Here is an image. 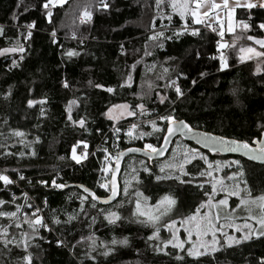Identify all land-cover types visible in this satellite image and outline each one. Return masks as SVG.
I'll return each instance as SVG.
<instances>
[{"label":"trees","instance_id":"1","mask_svg":"<svg viewBox=\"0 0 264 264\" xmlns=\"http://www.w3.org/2000/svg\"><path fill=\"white\" fill-rule=\"evenodd\" d=\"M44 2L0 0V26L4 29L0 49L24 48L22 53L0 56V172L14 181L6 189L0 182V199L11 201L15 195L16 203L23 205L22 193H27L33 208L42 209L40 215L51 230L41 228L39 236L29 240L27 251L23 245L9 244L5 248L0 242V264H26L24 257L29 254L31 264H260L264 259V237H253L198 259L175 250H167L169 254L165 255L153 248L157 244L162 247L160 241L148 240L153 228L130 215L137 191L153 202L164 194L176 199L179 212L169 214L164 223L192 214L207 199L204 193L211 191L210 181L206 183L208 178L199 175L206 169L201 161L191 166L194 167L190 168L193 176L184 179L191 183L181 184L175 179L156 180V175H163L158 169L162 161L155 162L152 167L145 159L131 158L129 166L124 165L130 194L121 193L119 201L112 206L95 203V208L90 207L89 198L83 202V212L80 211V197L86 195L66 187L84 185L101 199L107 198L108 190L99 186L106 181L105 164L129 147H143V142L126 136L130 128L127 123L145 122L173 109L177 119L185 120L195 129L250 142L261 138L264 132V60L241 62L237 51L240 43L218 51L215 47L217 36L203 25L198 36L190 33L174 36L167 32L161 42L163 47H150L149 34L165 27L157 16L158 10L169 12L167 4L158 7L156 0H105L109 5L107 9L100 6L99 0H67L63 6H49L53 12L51 22ZM85 9L92 13V18L81 23ZM237 19L250 25L248 36L264 39V31L259 28L264 23V8H240ZM173 21L174 27H182L183 21L178 16H174ZM33 22L32 35L25 39L29 31L27 25ZM54 30L55 37L52 36ZM233 37L225 32L227 42ZM69 50L78 55L67 56ZM221 52L228 65L223 69L219 59ZM45 57L47 66L41 73L40 62ZM13 60L18 66L12 65ZM130 74L131 81L126 85ZM172 81L180 87L182 96H177ZM108 88L113 91H107ZM160 97L165 98L164 103H160ZM29 100L35 103L29 106ZM71 101L75 103L70 105ZM140 103L150 115H140L137 109L135 117L120 127L106 117L113 105L127 104L134 108ZM69 108L73 123L68 119ZM81 119L85 121L83 127L78 123ZM158 124L163 125L161 121ZM143 127L144 131H151L149 126ZM117 128L121 129L119 133L115 131ZM15 131L23 132L24 136H16ZM145 141L159 147L162 134L154 133L145 137ZM73 146L79 152L77 155L86 153L80 163L72 159ZM33 151L35 156L30 155ZM199 151L212 161L239 160L244 171L240 181H247L253 196L264 193L263 165ZM145 167L150 170L149 174L144 171ZM233 170L239 171L236 165ZM20 175L25 179L20 180ZM53 179L67 186L53 188ZM41 180L48 183L41 184ZM121 186L124 189L122 183ZM123 201L118 209L120 220L109 224L99 210L107 213ZM5 207L14 210V205ZM32 210L23 209L29 214ZM77 213L78 219L71 224L51 222L53 215L63 221L67 215ZM0 223L8 221L0 218ZM22 230L30 231L26 225L23 229L13 227L8 239L16 236L19 240ZM89 235L97 237L98 244L102 242L114 251L104 257L100 255L106 250L104 247L90 251L87 239L77 243ZM124 237L128 238L127 246L111 244L113 238L121 240ZM57 240L64 243L58 245ZM89 252L96 257L95 261L87 258Z\"/></svg>","mask_w":264,"mask_h":264},{"label":"snow or ice","instance_id":"2","mask_svg":"<svg viewBox=\"0 0 264 264\" xmlns=\"http://www.w3.org/2000/svg\"><path fill=\"white\" fill-rule=\"evenodd\" d=\"M66 2V0H45L43 7L48 10L47 11V17L49 18V22H51V17L53 15V12L50 10L49 6L56 7L57 5L63 6V4ZM165 0H156V5L159 7L160 5L164 4ZM99 4L104 9H107L109 5L105 2V0H99ZM168 6L171 7L172 11L176 14H178L180 20L184 21V24L182 28L174 32V35L179 36L183 33H188L190 30V34L192 36H198L200 35V29L198 27H190L188 24V20H191L192 25H203L206 28L211 29L212 32H217V28L213 27V22L217 23L219 25V31L218 35L220 37H223L224 35V28H223V20L221 19L219 12L216 10L219 9L221 11H226L227 14V22H228V32H233L235 30V25L233 22V14L235 12L236 7H244V8H254L257 5L251 2H247L245 4H240L239 0H236V3L230 7L229 0H221V3H217L216 0H168ZM261 8H264V2H261L259 5ZM92 13L85 9V11L81 15V23H84L86 20H91ZM169 21L172 20V15L169 14L168 17ZM13 19H16L14 16ZM239 24L242 26L243 29H249L250 25L245 23L244 21H239ZM35 27V23L27 25V28L29 29L27 33V39L32 35L30 29ZM260 29H264V23H261L259 25ZM4 34L3 26H0V36ZM56 32L55 30L52 32V36L55 37ZM73 37H75V33H73ZM164 37V33H156L150 39L157 40L158 38ZM248 40H254L255 38L252 36L246 37ZM165 39H172V37H165ZM55 42V41H53ZM236 41L233 40L232 47L235 46ZM255 43L258 44L261 48H264V39H255ZM218 44V51L219 49L227 48L229 47L228 44L220 43L217 41ZM159 47H163V44L160 43L158 45ZM24 51V48L21 47H5L0 49V56L6 54V53H15L20 52L22 53ZM239 52L241 55L239 56L240 61H244L245 59H252L253 56L255 57H264V51H257L254 47H241L239 49ZM67 56L71 57L73 55H78L74 50H69L66 53ZM215 58V57H214ZM20 59H23V56L20 57ZM220 59V66L221 69L226 68L227 61L224 53H220L219 56ZM13 66H18L17 61H12ZM133 68L135 65L132 66ZM168 69H165V72H167ZM260 71L259 66H257V72ZM203 75V74H201ZM129 80H131V75H129ZM172 85L175 87V92L177 96H182L183 93L179 86L176 85L175 81L171 82ZM195 83V81H193ZM65 87H67V83L65 82ZM97 87H100V85H97ZM107 91L112 92V88H108ZM164 97H160V103H164ZM35 103V101L29 100L28 105L32 106ZM75 101H71V104H74ZM131 108V110H129ZM113 109H124L127 111L128 116H135L137 114L136 110L138 109L140 111V115H150L149 110L145 107L143 103L137 104L132 108V106H129L127 104H117L113 105L111 108L108 109V112L106 115L110 120H116L118 119V116L113 115ZM174 109L172 112H169L165 115H157L154 119L148 120L147 124L150 125L151 131H139L138 133L134 134V130H136L139 126L137 124H132L129 130L127 131L126 135L130 139H137V140H143L145 137H150L154 133H161L162 139L164 144H168L169 141L173 136H175L177 133H180L181 135H192L194 137L198 138V142H203L206 146H211L212 149L219 150V151H227V152H243L250 160H258L261 162H264V132H261L260 137L258 139H254L251 142L247 140H237V139H229L225 138L223 136H214L210 133H199L196 132L193 127L186 121L179 120L174 115ZM43 114V110H42ZM123 115V113H121ZM68 119L71 120V110L69 108V116ZM158 121L163 122V125L158 124ZM78 123L81 127L84 126L85 121L83 119L79 120ZM120 128H117L115 131L117 133L120 132ZM18 137H23L24 133L20 131H15L14 133ZM38 139V138H37ZM80 143V142H78ZM254 145V146H253ZM84 148H87V145H84ZM129 151H144L145 154L151 158L153 154L161 155L162 150L156 146H154L152 143H145L142 148L139 149H129ZM105 152L107 150L105 149ZM72 159L75 160L77 163H80V161L84 158H86V153L82 154L81 156H77L76 153V146H73L72 149ZM10 154V153H9ZM21 156L24 155V153H20ZM30 155L35 156L36 153L33 151L30 153ZM124 155V153H117L115 159H116V165L113 168V174L111 176L110 184L108 183H102L99 186L101 188H104L105 190L111 191V196L108 197L107 200L104 201V203H108L109 200L114 199L117 195V182H116V176L115 173L119 171V162L120 158ZM199 158L200 160L204 161V163L207 164V169L204 171H200V176H209L212 177L211 183V191L205 192L204 195L208 197L207 200L202 202L199 207L196 208L195 213H193L190 216L185 217L180 221L181 227H183L185 233L187 234L186 239L182 240L179 238L177 233L180 231L179 228L176 227L177 221L171 220L170 222L164 223L162 227L164 229H167L171 233V238L168 240H161L160 238V231H161V225L159 224V221L162 216L167 215V213L171 210V208L177 203L176 199L171 196H164L160 200L156 202L155 205L152 206L153 209H155L156 212H159V215L154 214L153 211H140L141 204L140 201L137 199L135 202L136 210L137 212H134L133 215L139 214L141 217H145V220L139 221L140 223H144L150 227L153 228L152 234L148 237V240H157L160 241V243L163 244V247H160L159 244L153 245V248L157 252H164L165 255H168L169 253L165 251V249L168 248L169 245L173 249H180L185 250V244H189L190 246L186 249V254L189 257H192L193 259H198L201 256L209 255L210 253H215L220 250V240L217 237V233L221 232L224 228L233 229L235 232L242 233L239 237L235 235H229L227 233H223L226 236L227 239V246L231 247L232 245H239L245 241H248L252 239L253 237L260 238L264 237V193H261L259 195L253 196L251 189L247 185L246 180H241L239 182H236L233 187L229 188L228 185L224 183L225 180L228 181H235L237 177H243L244 171L242 165H240V161H232V162H224L225 166L231 167L233 164L237 166L239 171L233 172L231 174H226L225 177L220 178L213 176V172H219L221 170V162L215 161V168L213 167V163H209L208 159L205 155L202 153H199L197 149H189L187 152L183 154V159L180 163H166L160 166V173L163 175H156V180H168V179H175L178 180L181 184L184 183H191V181H186L181 179L182 176H188L190 173L185 170V165L190 164L193 160H196ZM60 159H63V157H60ZM105 159H108V156L105 157ZM173 169L179 172V175L174 174H167L165 173V169ZM15 171V170H14ZM107 171V169H105ZM144 171H150L147 167L144 168ZM20 180H24L25 177L23 175L19 176ZM0 182L3 183L4 188L6 189L9 185H12L14 181L10 178L9 175L4 174L3 172H0ZM30 183V181H29ZM41 184H47V181L41 180L39 181ZM241 184H243V187H241ZM219 185V191L220 192H226L227 195L216 201L215 204H213V197L217 195ZM51 186L53 188H64L67 185L65 184H57L56 180L53 179L51 181ZM200 187H203L201 184ZM124 194L127 195L128 193V182H125V187L123 189ZM84 192L88 193L87 196L80 197L81 199V208L80 211L83 212V202L85 200H88L89 197L91 198L92 203L90 204L91 208H95L96 204L95 201L99 200L100 197H98L94 192H91L88 188H84ZM243 193V194H242ZM24 198V204H18L16 203L17 197L15 195L12 196L11 201H6L4 199H0V218H3L8 221L7 224L0 223V242L3 243L4 247L7 248L9 244H15L17 247L23 245V248L25 251H27V248L29 246V240L35 239L37 236H39L40 229L43 228L45 230L50 231L48 224L45 222V218L43 215H40L42 209L40 207L33 208V205L29 203V197L27 193H22ZM135 195L137 197L143 196V193L136 192ZM234 196L237 197L238 203L235 205L234 208H232L230 211H226L223 216H221L219 208L220 206H223L224 209H228V197ZM145 200H147V197H144ZM45 205H47V201L45 200ZM14 205V210H7L6 205ZM166 205L167 207H164L163 210H161V206ZM33 209L31 213L24 212V208ZM201 209H206L203 214L201 215ZM212 209H217V211L212 212ZM237 210H242L244 213H246V216L244 217V223L243 225L237 224L236 220L239 218L235 215ZM55 210H53L54 212ZM101 214L104 215V219L107 220L109 224H114L118 220H120V215L115 211H108L107 213H104L103 210H99ZM78 213L77 214H69L67 215L66 220H61L58 216L53 215L51 218V222L55 225L60 224H71L73 221H76L78 219ZM221 220H223V223H221ZM249 221H254L253 223H249ZM92 222L95 223V217L92 218ZM27 226V229L30 231H21L19 233L20 239L17 240L16 236H12L11 239H8L10 232L9 230L11 228L16 229H23L24 226ZM91 227V225H89ZM193 236H195V241H193ZM211 237L210 241L205 239L206 237ZM43 239V237H40ZM84 239H87L90 241L89 248L90 251H95L97 247H104L106 250L100 253V255H103L104 257H108L114 249L108 248L106 244H103L102 242L100 244L97 243L98 238L94 235H89L88 237L84 238L82 237L80 241H77V243H81ZM64 242L61 240H57V244H63ZM129 243L128 238L124 237L121 240H117L113 238L111 240L112 245H124L127 246ZM75 245H73V248ZM203 249V250H202ZM86 256L89 260L95 261L96 257L92 256L89 253H86ZM177 259H183L181 256H177ZM24 260L26 261V264H31V254L24 257ZM260 264H264V259L260 261Z\"/></svg>","mask_w":264,"mask_h":264},{"label":"rangeland","instance_id":"3","mask_svg":"<svg viewBox=\"0 0 264 264\" xmlns=\"http://www.w3.org/2000/svg\"><path fill=\"white\" fill-rule=\"evenodd\" d=\"M66 1H67V0H66ZM216 2H217V3H221V0H216ZM239 2H240V4H245V3H247V2H251V3L256 4V5H257L256 7H260V6H259L260 3H261V2H264V0H239ZM235 3H236V0H229V5H230V7L233 6ZM166 4L168 5V0H165V3L162 4V6L164 7ZM168 7H169V6H168ZM256 7H254V8H256ZM240 8L244 9V7H236L235 12H234V14H233V22H234V25H235V30H234L233 32H228V30H227V28H228V22H227V14H226V11H221V10H219V9L216 10L217 12H219L220 17H221V19L223 20L224 34H225V32H228V33H230V34H233V36H234L233 39L230 40L231 42H227V41L225 40L223 43L228 44L229 47H232V46H231V45H232V42H233V40H235L236 43H235V46H234V47H236L237 44L240 43V45H239L238 48H237V51H239V49H240L241 47H245V48H247V47H254V48L257 49V51H264V48H261L258 44L255 43V39H262V38L254 37V38H255L254 40H248V39L246 38V37L248 36L247 34L249 33V29H243L242 26L239 24V20L237 19V10L240 9ZM245 9H248V8H245ZM251 9H253V8H251ZM169 14L172 15V20H171V21H169V19L167 18ZM157 16L159 17V19H160V21H161V25H162V26H165V27H163V28H161V29H154L153 32H151V33L149 34L150 37H152V36L155 35L156 33H160V32H163L164 35H165L167 32H171V33H173V35H174V32H177V31H179V30L182 28V27H180V28H176V27L173 26V24H174L173 18H174V16H178V14L174 13V12L172 11L171 7H169V12H168V13H165V12H163V11H159V10H158V15H157ZM178 17H179V16H178ZM188 22L190 23V24L188 23V24L190 25V27H198L199 29H201V25H192L190 19L188 20ZM245 23H246V22H245ZM183 24H184V21H183ZM213 25H216V26L219 27V25H218L217 23H215V22H213ZM182 26H183V25H182ZM261 30L264 31V29H261ZM188 33H190V30H189ZM183 34H184V33H183ZM181 35H182V34H180L179 36H181ZM174 36H176V35H174ZM163 39H164V37L158 38L157 40H152V39H151V42H150V44H149L150 47H153V46H156V45L158 46V45L162 42ZM241 42H243L244 44H241ZM240 55H241V53L239 52V53H238V56H240ZM262 60H264V57H255V56H253L252 59H245L244 61H241V62H244V63H245V62H250V61L260 62V61H262ZM40 64H41V66H42L40 72H41V73H44V72H45V69H46V66H47V64H46V57L42 59V61L40 62ZM121 105H123V104H121ZM72 108H73V106H72ZM129 110H131V108H130ZM72 111H73V109H72ZM121 113H123V115H121ZM112 114L118 116V119H116V120H111V121H113V123H114L116 126L118 125L117 127H120V125H123L125 121H127V120L132 119V118L135 117V116H128V115H127V111L124 110V109H113V113H112ZM106 117H107V119H109L107 115H106ZM109 120H110V119H109ZM162 123H163V122H162ZM132 124H137V125L139 126L136 130H134V134L137 133V131L139 132V130H143V131H144V127H143V126H145V127L149 126L148 128L151 129L150 125L147 124V121H145V122H143V121H139V122H131V123H127V125H128L129 127H131ZM128 130H129V129H128ZM128 130H127V131H128ZM127 131H126V133H127ZM126 136H127V135H126ZM127 137H128V136H127ZM128 138H129V137H128ZM132 140L137 141V139H132ZM139 141L143 142V145H144L145 143H151V142H147V141H145V138H144L143 140H139ZM152 144H153V143H152ZM153 145L156 146L155 144H153ZM156 147H157V146H156ZM189 149H196V148H190V147L186 146V145H185L183 142H181L180 140H177V141L174 143V145H173V147H172V150H171L170 154L168 155V157H167L165 160L162 161V162H163L162 164H166V163H180V162L182 161V159H183V154H184L185 152H187ZM197 150L199 151V149H197ZM78 153H79V152L76 151L75 154L77 155ZM199 153H201V152L199 151ZM72 154H73V153H72ZM77 156H80V155H77ZM206 157H207L209 163H213V167H214V168H215V166H216L215 163H214L215 161H220V162H221V165H220L221 170H220L219 172H215V171H214V172H213V176L223 178V177H225L226 174H231V173H233V172H237V171L233 170L235 164H233L231 167H227V166H225V163H224V162H232L233 160L231 161V160L215 159L214 161H212V160H210V159L208 158V156H206ZM131 158H134V157H130V158L126 161V163H125L126 166H127V164L129 163V161L131 160ZM141 159H142V158H141ZM115 160H116V159L113 158V161H112V162H107V163L105 164L104 168H103V176H104V179H106L105 183L110 184L111 172H112V168H113V164H114V161H115ZM197 161H201V163L204 164V166H205L206 169H207V164L204 163V161H202V160H200L199 158H197L196 160H193L190 164L185 165V170L188 171V172L190 173V175H188V176H182L181 179L184 180L186 177L193 176L192 173L190 172V171H191L190 168H191V169H194V167H191V166H193V164H194L195 162H197ZM129 164H130V163H129ZM129 164H128V166H129ZM128 166H127V167H128ZM105 169H107V171H105ZM158 169H160V167H159ZM206 169H205V170H206ZM145 172H146V171H145ZM146 173L149 174L150 171H147ZM165 173H167V174L179 175V172H178V171L173 170V169H167V168L165 169ZM126 175H127V170H124L123 173H122V176H121V183H122V185H124V187H125V182H126V181H125ZM205 177L208 178V180L206 181V183H207L208 181H211V180H212V177H209V176H206V175H205ZM130 180L132 181L133 179H130ZM239 181H240V177H237L235 181H228V180H225L224 183H225L226 185H228L229 188H231V187L234 186V184H235L236 182H239ZM209 185L211 186V183H210V182H209ZM241 187H243L242 184H241ZM129 188H131V187H128V193H127V195L130 194ZM217 188H218V192H217V195H216L215 197H213V204H215L216 201H218L219 199L224 198V197L227 195L226 192H220V191H219V185L217 186ZM108 193H110V190H108ZM122 194L125 195V194H124V191H123V187H122ZM242 194H243V193H242ZM166 195H167V196H170V195H168V194H164V195H162L161 197H159V199L155 200L154 202H153V199H151V198H149V197H147L148 199L145 200L144 197H146V196H145L144 194H143V196L136 197V199H134V201H133V207H132V211H131V214H130V215H131L134 219H136L137 221H141V220H145V219H146L145 217H141V216H139L138 213H137V215H133L134 212H137V210H136V206H135V202H136L137 199L140 201V204H141L140 211H153L154 214L159 215V212H156L155 209L152 208V206L155 205L156 202H157L158 200H160L162 197H164V196H166ZM207 199H208V197H207ZM207 199H206V200H207ZM238 202H239V201H238L237 197H234V196H230V197H228V204H229L228 209H224L223 206H220V208H219V211H220L221 216H223V215L225 214L226 211H230L232 208H234L235 205H236ZM123 204H124V201L121 202V203H119V204H117V207H116L115 209H113L112 211H115V212L118 213V209H119ZM164 207H167V206H166V205H162V206H161V210H163ZM174 208H175V210H174ZM205 210H206V209H201V215L203 214V212H204ZM215 211H217V209H212V212H215ZM178 212H179V208H178V206H177V205H176V206L174 205V206L171 208V210L167 213V215H164V216L161 217V219H160V221H159V224L161 225V231H160V234H159L161 240H168V239L171 238V233H170L167 229H164V228L162 227V225H163L164 222H165L164 220L169 216V214H173V213L176 214V213H178ZM193 213H195V211H194ZM193 213H192V214H193ZM192 214H190V215H192ZM190 215H189V216H190ZM235 215H236L237 217H239V218L236 220V223H237V224H240V225H243V223H244V217L246 216V213H244L242 210H237L236 213H235ZM182 219H184V218L175 219V220L177 221L176 227L180 229V231L177 233V235L179 236L180 239L184 240V239H186L187 234L185 233L183 227H181V225H180V221H181ZM169 222H170V221H169ZM221 223H223V220H221ZM249 223H253V224H254V221H249ZM223 233H227V234H229V235H235V236H237V237H239V236L242 234V233H240V232H235L233 229H229V228H224V229H222L221 232H218V233H217V237H218V239L220 240V250H222V249L225 248V247H228V246H227V239H226V236H225ZM205 239H207V240L210 241L211 237L209 236V237H206ZM193 241H195V236H193ZM189 246H190L189 244H185V250H180V249H173V248L171 247V245H169L168 248L165 249V251H167V250H168V251H170V250H175L176 253H180V254L183 253V254H186V249H187V247H189ZM232 246H235V245H232ZM162 247H163V244H162ZM202 250H203V249H202ZM220 250H219V251H220ZM217 252H218V251H217ZM215 253H216V252H215ZM211 254H213V253H210L209 255H211ZM201 257H202V256H201ZM191 258H192V257H191ZM199 258H200V257H199Z\"/></svg>","mask_w":264,"mask_h":264},{"label":"water","instance_id":"4","mask_svg":"<svg viewBox=\"0 0 264 264\" xmlns=\"http://www.w3.org/2000/svg\"><path fill=\"white\" fill-rule=\"evenodd\" d=\"M131 78H132V75H131ZM130 81L131 80H129V77H128L126 85H129ZM70 121L73 123L74 122L73 118ZM183 121H185V120H183ZM193 129L196 132L205 133V131H202V130H199V129H195L194 127H193ZM207 133H209V132H207ZM210 134L214 135V136H217V137L221 136V135H217V134H213V133H210ZM225 138H228V137H225ZM177 139H181V140H183L184 142H186L188 144H192V145L196 146L198 149H200V150H202V151H204V152H206V153H208L210 155H219V156H222V157L242 158V159H244L246 161H249V162L264 166V162H261V161H258V160H250L243 152H227V151H219V150H215L214 151L211 146H206L203 142H198V138L197 137H194L192 135L185 136V135H181L180 133H177L175 136H173L171 138V140L169 141L168 144H164L163 139H162V142H161L160 146L158 147V148H160L162 150V154L161 155L153 154L152 157L149 158L145 154L144 151H129V149L142 148V147H138V146L129 147V148L121 151L122 153H124V155L120 158L119 171L115 173L118 195L114 199L109 200L108 203H104V201L107 200L109 196H111V191H110L109 196L107 198H105V199H101L100 198L99 200L95 201V203H97V204H99L101 206H112V205H114L115 203H117L119 201V199L121 197V193H122L121 176H122V173H123V170H124L125 162H126V160L128 158H130V157L142 158V159L147 160L150 165H153L155 162L163 161V160H165L168 157V155L170 154V152L172 150V147H173V145H174V143H175V141ZM229 139H233V138H229ZM121 152H119V153H121ZM116 155H115V157H116ZM115 165H116V160L114 161L113 168L115 167ZM113 168H112L111 176L113 174ZM110 181H111V177H110ZM84 188H88V187H86L84 185H74V184L69 185V186L66 187V189H78L83 194H85L87 196L88 193L84 192ZM89 190L91 192H94L92 189H89Z\"/></svg>","mask_w":264,"mask_h":264},{"label":"built area","instance_id":"5","mask_svg":"<svg viewBox=\"0 0 264 264\" xmlns=\"http://www.w3.org/2000/svg\"><path fill=\"white\" fill-rule=\"evenodd\" d=\"M213 27L217 28V32H212L211 29H209V31L217 36V41H219L220 43H223L225 41V34L223 35V37H220L218 35L219 27L216 26V25H213ZM215 47H216V49H218V44L217 43H216Z\"/></svg>","mask_w":264,"mask_h":264},{"label":"flooded vegetation","instance_id":"6","mask_svg":"<svg viewBox=\"0 0 264 264\" xmlns=\"http://www.w3.org/2000/svg\"><path fill=\"white\" fill-rule=\"evenodd\" d=\"M196 147V146H195ZM197 148V147H196ZM200 150V149H199ZM202 151V150H201ZM204 152V151H203ZM204 153H206V152H204ZM206 154H208V153H206ZM150 166H152L153 167V165H150Z\"/></svg>","mask_w":264,"mask_h":264}]
</instances>
